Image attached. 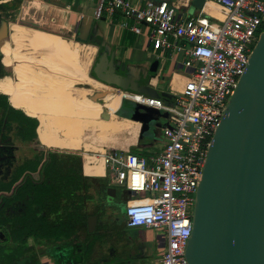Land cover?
I'll use <instances>...</instances> for the list:
<instances>
[{
    "label": "built area",
    "instance_id": "1",
    "mask_svg": "<svg viewBox=\"0 0 264 264\" xmlns=\"http://www.w3.org/2000/svg\"><path fill=\"white\" fill-rule=\"evenodd\" d=\"M95 17L122 10L152 26L155 49L174 47L187 80L172 103L141 94V103L168 112L164 147L151 156L105 147L82 154L85 165L103 162L115 185L131 190L126 201L129 226L163 233L154 264H189L186 247L193 228L195 194L211 139L264 29V0H212L223 18L204 14L182 18L168 0H95ZM182 38L173 42L170 37ZM179 58V60L181 59Z\"/></svg>",
    "mask_w": 264,
    "mask_h": 264
},
{
    "label": "water",
    "instance_id": "2",
    "mask_svg": "<svg viewBox=\"0 0 264 264\" xmlns=\"http://www.w3.org/2000/svg\"><path fill=\"white\" fill-rule=\"evenodd\" d=\"M204 2L193 3L201 8ZM20 19L41 25V19L29 13ZM5 21L0 16V29L5 28ZM92 22L91 16L83 15L77 33L80 39H90L99 31ZM69 34L74 35L72 30ZM99 45L101 50L91 68L95 78L160 96L146 75L142 78L136 69L115 58L105 39ZM159 63L155 59L151 70L156 71ZM128 113L142 123L143 129L157 116L168 114L138 101ZM105 191L106 204L116 205L122 212L126 210L131 190L118 191L116 186L108 184ZM98 195L102 198L100 191ZM96 220L97 215H88L90 231L95 228ZM192 220L186 247L189 264H264V29L211 139L195 194Z\"/></svg>",
    "mask_w": 264,
    "mask_h": 264
},
{
    "label": "crops",
    "instance_id": "3",
    "mask_svg": "<svg viewBox=\"0 0 264 264\" xmlns=\"http://www.w3.org/2000/svg\"><path fill=\"white\" fill-rule=\"evenodd\" d=\"M168 1L171 5L175 6L178 15L182 18L196 16L199 14H204L210 18L224 17L222 7L217 2L212 0H205L201 8L194 5V0ZM132 2L136 5L142 6L146 2V0H132ZM0 3H8L11 5V8L8 9V15L1 14L0 12V16L8 21L17 22L31 28L44 30L64 39L72 38L77 41L92 44L93 46H95V53L93 61L91 63L92 66L101 50L99 43L103 39H105L111 47L112 51L115 52V58L120 61L121 64L125 66H131L136 69L142 78L144 77V75H146V80L149 79V84H151L158 90L157 94L160 95V97H162V99L166 103L174 102L176 100V96L180 94V92L184 88L185 82L187 80V72L184 68L182 60L185 59V57H181L174 47L155 49L152 39V26L142 20L137 19L136 17L126 15L120 9H117L111 13L108 11H104L101 18H96L95 0H0ZM25 13H29L40 18L41 25L35 26L31 23L22 21L20 17ZM85 14L92 17V23L93 25H95V27H99V31L97 30L92 34L90 38L91 41H83L76 38L79 24L83 18V15ZM69 30H72L74 35L69 34ZM170 40H172L173 42L184 41L182 38H175L174 36H171ZM180 57L181 59L179 60ZM155 59H159L160 63L158 69L156 71H152L151 64ZM3 61L4 58L1 56V62ZM91 68H89L90 76H92ZM109 86H111L113 90H115L112 95L120 96V102L113 112L114 118L119 123V129L115 133H113V136L110 140H102L99 134V130L97 129V127H95V125H93V123H90L88 127H83L82 130L84 118L76 117L73 126L75 124H79L81 126L79 147H59L43 144L40 140L38 132L40 124L39 118L35 114L29 113L23 106H16L15 104H13L10 95L7 92L5 93L6 96L9 97L14 107L22 109L25 114L34 117L35 121L38 120V123L36 122V132L32 141V146L36 145L42 146L44 148L43 158L46 150L49 148L76 152L81 156L86 150L99 151L105 147L116 148L123 151L129 150L142 156H151L161 152L165 144L163 127L165 124H167V115L163 114L157 116L150 124V131H148L147 134H144L142 123L138 120L133 119L128 113L129 108L132 107L130 102H136V100L125 97V93L131 92V89H124L121 87L117 88V86L111 84H109ZM108 100L109 96H106L105 101L103 102L107 103ZM126 102L129 106L128 109L124 108ZM59 117H61V115H59ZM99 120L94 119V122L98 123ZM74 137L76 138V135H74ZM40 165L41 163L35 170L30 171L38 172ZM86 166L100 167V172H87ZM82 170L83 174L97 178L96 189L99 188L98 182H103V185H106V182H109L110 185L118 186L114 184L108 167L101 161L96 165H85L83 163ZM96 198L97 200H99V205H102L101 198L98 194ZM111 207L116 209V211L120 212L121 214L125 215L123 219V225L131 228L132 226H129L127 223L126 210L122 212L116 205H113ZM91 214L97 215V220L95 228L92 231H90L89 229L88 230L90 234H96V237L94 238L92 248L89 247L86 255H90L93 258L98 257L101 259L102 256L107 259V257H105L106 255H112L111 258L109 257V261L114 260L118 262V264H144L147 258L154 259V257V261L156 260V246L158 244L160 245V242H148L149 229L144 230V232L142 231L143 233L138 230H134L131 235L126 236L127 238H121L118 240V243L124 242L123 247H126L129 244L125 248V250H129V255L131 254V256H126L123 254L116 256V254L107 253V251L109 250V248L107 249L108 243L102 238V235H104V225L101 224L106 216L103 215V212L99 213V211L95 209L94 206H90L89 215ZM86 225L88 228V221H86ZM10 227L12 230L13 226ZM29 231L30 238H25V241L20 240L18 242L27 244L28 241L32 246H34V248L28 249L21 263L34 259L35 261H37L36 264H57V262L59 264L60 260L61 263L64 260L67 261L71 257V255L74 254V249L77 248L79 244V237L76 236H63L60 239H56L55 237L45 236V234H43L41 230H38L37 227ZM106 231L108 232L105 235H109L108 228H106ZM101 238L103 239V241L101 240ZM157 240L160 241L162 240V238L158 236ZM51 246L52 251H48ZM65 246L71 247V252L67 250L68 252L66 253L63 249ZM147 252H149L150 256ZM152 252H154V254H151ZM134 253L137 254V257L133 256ZM10 259L16 260L18 258L12 257Z\"/></svg>",
    "mask_w": 264,
    "mask_h": 264
},
{
    "label": "bare ground",
    "instance_id": "4",
    "mask_svg": "<svg viewBox=\"0 0 264 264\" xmlns=\"http://www.w3.org/2000/svg\"><path fill=\"white\" fill-rule=\"evenodd\" d=\"M12 39L16 54L24 57L15 58V97L33 111L61 115V127L69 137L79 117L84 118L82 130L93 123L102 140H110L119 129L113 112L120 96L112 95L115 90L109 84L89 75L95 46L20 24L14 25ZM72 54L76 55L75 61L71 60ZM130 91L125 97L141 100L143 93ZM106 96L109 100L104 103ZM86 171L100 172V167L86 166Z\"/></svg>",
    "mask_w": 264,
    "mask_h": 264
},
{
    "label": "trees",
    "instance_id": "5",
    "mask_svg": "<svg viewBox=\"0 0 264 264\" xmlns=\"http://www.w3.org/2000/svg\"><path fill=\"white\" fill-rule=\"evenodd\" d=\"M10 8V4L0 3L1 14L8 15ZM76 38L83 40L78 36ZM91 74L94 76L93 72ZM134 103L130 102L132 106ZM55 119L62 125L61 117L58 116ZM39 120L38 132L43 143L59 147L80 146L81 126L79 124L75 127L76 138L74 140L73 136H67L64 128L58 127V124L51 128L45 119ZM36 122L38 123V120ZM82 167L83 160L79 153L49 148L45 152L37 176L32 179L28 176L27 182L19 185L16 194L18 198L25 199L33 196L38 205H42V214L37 215L35 219L38 223L37 229L41 230L45 236L56 239L63 236L81 238L82 231L89 232L86 221L90 206H94L99 213L102 212L103 207L99 205V200L96 198L97 178L83 174ZM30 184L38 187V190L41 189L42 192L38 191V193L42 196L34 195V190L30 192L28 190ZM99 206L102 208L99 209Z\"/></svg>",
    "mask_w": 264,
    "mask_h": 264
},
{
    "label": "flooded vegetation",
    "instance_id": "6",
    "mask_svg": "<svg viewBox=\"0 0 264 264\" xmlns=\"http://www.w3.org/2000/svg\"><path fill=\"white\" fill-rule=\"evenodd\" d=\"M19 24L17 22L5 21V28L0 29V55L4 58V61L0 63V97H6V105L0 104V218L3 222L0 224V240L1 238H5L3 234V230L7 223H4V219L10 216H17V214L23 213L26 208V201L29 199L18 198L17 191L19 189V185L26 183L28 180V176L32 179L34 176V172H26L21 180L16 184L18 176L24 170H35L37 166L41 163L44 148L42 146H32V141L34 139V135L36 132V121L34 117L25 114L22 109L16 108L12 105L23 106L29 113L35 114L39 119H45L47 123L52 128L53 125L58 124V127L62 128L61 125L56 121L55 117L59 115H51L47 113L36 112L28 108L27 104L19 101L15 97L16 93V72H15V58L22 57L16 54L14 41L12 39V33L14 30V25ZM22 25V24H20ZM25 26V25H23ZM28 27V26H26ZM31 28V27H30ZM7 37V41L5 40ZM24 59V57H22ZM7 92L10 95L11 101L9 97L6 96ZM8 108L15 109L19 111L25 119L23 122L28 124V120L31 119L35 123V127L33 130V134L30 136L29 141L27 142V146H31L29 148H19L17 143L13 140V133L17 131L21 123L17 122L14 113L11 112ZM10 121V123H9ZM77 124L73 126V138L75 140V127ZM40 137V136H39ZM41 140V137H40ZM42 141V140H41ZM43 143V142H42ZM45 144V143H43ZM47 145V144H45ZM49 146V145H48ZM36 172V171H35ZM14 183V184H13ZM99 188L98 191L101 192V206L103 208L107 206H113L106 204V191L105 187L109 184L106 182V185H103V182H98ZM9 186H15L14 190L8 191ZM23 206V207H22ZM23 208V209H22ZM5 239L1 240L4 241ZM154 254V253H151ZM134 257H137V254L134 253ZM96 260L90 255H79V257L75 255H71V257L67 261H63L62 263L66 264H103V263H112L118 264L116 261L109 260ZM56 263V262H55ZM61 260L59 261V264ZM61 263V264H62ZM58 264V262H57Z\"/></svg>",
    "mask_w": 264,
    "mask_h": 264
},
{
    "label": "rangeland",
    "instance_id": "7",
    "mask_svg": "<svg viewBox=\"0 0 264 264\" xmlns=\"http://www.w3.org/2000/svg\"><path fill=\"white\" fill-rule=\"evenodd\" d=\"M72 59L75 61V55H72L71 60ZM91 67H92V65H91ZM102 100L105 101V98H103ZM0 104L1 105L4 104L5 106H7L6 105V97H4V96L0 97ZM124 108L125 109L129 108L127 102L125 103ZM8 109L11 110L12 113H14L15 115L18 116V117H16V120H17V122L21 123L20 126L22 127V129L19 130V128H18L17 131H15L13 133V140L17 143L19 148L31 147L29 145H28V147H26V146H27V142L29 141L30 136L33 134L35 123L31 119L28 118V119H26V120H28V124L26 123V125H25V123L23 122V119H25V118L23 117V115L19 111L15 110V109H11V108H8ZM9 123H10V121H9ZM148 131H150V124L147 123L145 125V128H144V134H147ZM29 171L30 170L22 171L20 173V175L18 176L16 182H14V183L17 184L21 180V177H23L25 175V173L29 172ZM33 176L36 177L37 172H34ZM116 187H117L118 191H120L122 189V186H116ZM15 188H16L15 186H9L8 191L10 192L11 190H14ZM35 188L36 187H34V185L30 184L28 187V190L30 192H32L34 190L36 193V194L34 193V195H36L37 197L42 196V195H40V193H38V191L42 192V190L41 189L38 190V187L35 190ZM32 197L33 196H31L26 201V208L23 211V213L17 214V216L7 217V219L3 218L4 223H7V224L3 230V234L5 233L6 236H5V238H1V240H3V239H5V240L4 241L0 240V264H36L37 263V261H35L34 259H32L31 261H25L24 263H21L24 255L26 254L28 249L29 248L33 249L34 246H32L28 241H27V244H23L21 242H18L20 240L25 241V238H28V239L30 238V236H29L30 231L29 230L34 229L35 227L38 226L37 220L35 219V217L37 216L36 214H42L41 213L42 205H38L36 199L34 197L33 198ZM37 199H39V198H37ZM100 206H99V209L102 208ZM193 209H194V206H193L192 210ZM102 212H103V215L106 216L101 224L104 225V233H103L104 235H102V238L108 243L107 249L109 248V250L107 251V253L116 254V256L121 255V254L126 255V256L127 255L131 256V254L129 255V253H130L129 250L128 251L125 250V248L129 244L126 247H123L124 242L118 243V240L121 238H127L126 236L131 235L134 230L144 232V230H146L148 228L144 225L132 226L131 228L123 225V219H124L125 215L116 211V209H114L111 206H108L105 209H102ZM1 222H3V221L0 218V224H2ZM9 225L13 226L12 230H11V227ZM106 228H108V230H109V235H105L108 232V231H106ZM81 233H82V235H81V238H79V244H78L77 248L74 249L75 251L73 254L77 257H79L80 254L81 255L83 254L84 256L86 255V253L89 250V247L92 248L94 238L96 237L95 236L96 234H90V232L87 233V232L82 231ZM159 233H163L162 230L159 231L156 228L149 229L148 242H151V241L154 243L160 242V245L158 244L156 246L157 250L159 247L164 245L162 242L164 240L163 236H160ZM158 236H160L162 238V240H160V241L157 240ZM102 238H101V240L103 241ZM51 248H52V246L48 249V251L49 250L52 251ZM63 249L66 253L68 251L71 252L70 251L71 247L65 246ZM147 253L150 256L149 252H147ZM152 253H154V252H152ZM111 256L112 255H109V256L106 255L105 257H107V259H105L102 256L101 260H109V257L111 258ZM12 257L18 258V259H16V260L10 259ZM154 259H155V257H154ZM154 259L147 258V260L144 262V264H153ZM96 260L98 261L100 259H98V257H96L95 261Z\"/></svg>",
    "mask_w": 264,
    "mask_h": 264
}]
</instances>
